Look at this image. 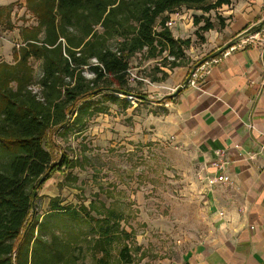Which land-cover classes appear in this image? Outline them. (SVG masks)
Returning a JSON list of instances; mask_svg holds the SVG:
<instances>
[{"label": "trees", "instance_id": "obj_1", "mask_svg": "<svg viewBox=\"0 0 264 264\" xmlns=\"http://www.w3.org/2000/svg\"><path fill=\"white\" fill-rule=\"evenodd\" d=\"M24 1L36 24L19 29L13 63L0 61V264H86V259L88 264H133L121 215L104 203L101 212L92 201L74 208L53 198L45 215L35 210L46 181L67 171L64 180L76 182L71 172L82 167L73 149L70 156L57 139L67 142L83 134L92 118L107 113L105 104L130 108L117 92L150 101L137 90L144 78L160 82L167 76L163 68L185 66L191 40L174 37L167 26L175 10L205 14L238 0ZM11 13V6L0 8V22L9 23ZM203 14L193 19L194 26L204 21L195 31L201 40L200 33L213 29ZM137 56L157 61L153 76L132 78ZM30 60L40 62L37 79ZM67 221L91 226L94 236L85 253L80 245L87 240L79 229L68 231Z\"/></svg>", "mask_w": 264, "mask_h": 264}, {"label": "rangeland", "instance_id": "obj_2", "mask_svg": "<svg viewBox=\"0 0 264 264\" xmlns=\"http://www.w3.org/2000/svg\"><path fill=\"white\" fill-rule=\"evenodd\" d=\"M7 6L12 7V13L9 23L0 22V61L11 64L13 49L21 43L19 29L35 26L36 22L26 10L24 0H0V8ZM188 10L179 8L171 15L177 18L172 20L173 23L180 20L187 26L189 22L186 20L192 21V25L183 28L191 40V46L185 51L184 67L189 65L193 69L212 46L207 42L209 31L200 33L203 40L195 36V31L204 25V21L194 26L193 19L203 13ZM205 14L207 17L204 18L209 19L214 27L221 28L224 20L217 11ZM182 15L186 16L179 19ZM168 27L172 32L174 26ZM260 36H264V31ZM132 64L136 66L131 70L132 78L135 75L142 79L145 75L153 76L151 69L157 61H141L137 56ZM30 65L37 79L40 62L30 60ZM155 76L160 78L161 74L156 73ZM149 83L145 77L137 90L153 102L140 103L138 101L141 100L130 98L127 110L105 104L107 113L92 118L83 134L67 142L57 139V144L70 156L69 148L73 149L82 167L72 170L71 176L77 178L73 183L64 180L67 171L56 172L38 193L35 210L39 216L45 215L49 210V200L53 198L59 199L63 207L74 208L81 203L88 206L92 201L101 212L100 206L104 203L106 208L121 215L120 228L129 233L126 242L134 258L133 264H177L183 262L193 248L216 238L220 226L221 230L225 228L216 219L212 197L199 177L193 152L181 149L173 137L166 135L167 127L162 120L166 111L156 105L163 97L154 96ZM32 90L37 91V88ZM61 184L66 185L59 187ZM98 192L99 197H95ZM67 222L68 231L79 229L87 240L80 245L85 253L90 246L89 238L94 236L91 226ZM117 250H112L114 257ZM85 263L88 264L89 259Z\"/></svg>", "mask_w": 264, "mask_h": 264}, {"label": "crops", "instance_id": "obj_3", "mask_svg": "<svg viewBox=\"0 0 264 264\" xmlns=\"http://www.w3.org/2000/svg\"><path fill=\"white\" fill-rule=\"evenodd\" d=\"M217 14L224 27L213 26L208 32L207 42L212 47L207 53L263 20L264 0H238L218 9ZM170 17L171 21L177 19ZM179 21L171 23L173 35L190 37L183 27L192 25L191 19L186 20L187 26ZM263 31L253 43L243 44L241 39L205 63L193 85L186 83L192 70L189 65L167 72L158 83H149L153 95L163 98L181 87L177 96L156 105L166 111L162 116L166 135L181 149L193 152L216 219L225 228L220 226L216 238L199 244L177 264H264ZM215 162L222 163L221 170L213 166ZM222 173L228 175L230 183L216 182L215 177Z\"/></svg>", "mask_w": 264, "mask_h": 264}, {"label": "water", "instance_id": "obj_4", "mask_svg": "<svg viewBox=\"0 0 264 264\" xmlns=\"http://www.w3.org/2000/svg\"><path fill=\"white\" fill-rule=\"evenodd\" d=\"M252 28H255V31L256 32H259L261 31L262 29H264V19L261 20L256 26L252 27ZM252 28H249L248 30L244 31L239 37H237L236 39H233L231 41H229L228 43H226L224 46H222L221 48H219L218 50L214 51L212 54H210L209 56L207 57H204L201 61L197 62L194 66V68L191 70L189 76H188V79L186 81V83H188L191 75L195 72L196 69H198L201 65L207 63L209 60H213L214 58H216L218 55H221L223 54L225 51L229 50L230 48H232L233 46H235V44L237 42H239L242 38L246 37V36H249L251 35V29ZM180 88H177L174 92H172L171 94H169L168 96H171L172 98L177 96L180 92ZM117 97H122L126 100H130V98H134L135 100H140V97L139 96H136V95H131V94H127V95H123L119 92L115 93ZM167 97V96H166Z\"/></svg>", "mask_w": 264, "mask_h": 264}, {"label": "built area", "instance_id": "obj_5", "mask_svg": "<svg viewBox=\"0 0 264 264\" xmlns=\"http://www.w3.org/2000/svg\"><path fill=\"white\" fill-rule=\"evenodd\" d=\"M167 25H168V26H171V22L169 21V22L167 23ZM263 30H264V29H262L261 31H263ZM257 35H258V32L255 33V34H253V35L246 36V37L243 39V41L241 40V43H243V44L250 43V44H251V43H253L254 41L258 40V39H257ZM230 49H231V48H230ZM225 52H226V51H225ZM225 52H224V53H225ZM203 65H204V64H203ZM203 65H201L200 67H202ZM200 67H199L198 69H196L195 72L191 75V77H190V79H189V81H188L187 84H191V85L194 84V80H193V79L196 77V73H197V71L200 69ZM261 149H264V146H262ZM219 155L223 156L224 153H223V152H220ZM213 166H214L215 168L221 170V168H222V163H221V162H220V163H219V162H215V163H213ZM215 180H216V182H218V183H222V184H228V183H230V179H229L228 175H226V174H224V173L217 175V176L215 177Z\"/></svg>", "mask_w": 264, "mask_h": 264}]
</instances>
